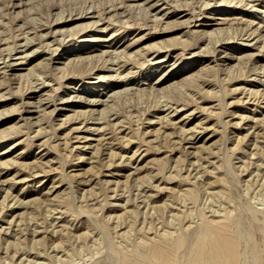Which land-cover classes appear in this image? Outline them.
I'll return each mask as SVG.
<instances>
[{"label":"rangeland","instance_id":"rangeland-1","mask_svg":"<svg viewBox=\"0 0 264 264\" xmlns=\"http://www.w3.org/2000/svg\"><path fill=\"white\" fill-rule=\"evenodd\" d=\"M205 222L264 264V0H0V264H190Z\"/></svg>","mask_w":264,"mask_h":264},{"label":"bare ground","instance_id":"bare-ground-1","mask_svg":"<svg viewBox=\"0 0 264 264\" xmlns=\"http://www.w3.org/2000/svg\"><path fill=\"white\" fill-rule=\"evenodd\" d=\"M241 2V1H240ZM138 3V2H137ZM158 3V2H157ZM253 5V4H252ZM139 6V4H138ZM152 6V5H151ZM93 8V7H92ZM84 12V11H83ZM146 13V12H145ZM88 15V14H87ZM96 21V20H95ZM99 21V20H98ZM90 22V21H89ZM97 22V21H96ZM87 25V24H86ZM256 28V27H255ZM48 32V31H47ZM221 40V39H220ZM21 41V40H20ZM219 41V40H218ZM226 41V40H225ZM24 44V43H23ZM51 48V47H50ZM216 49V48H215ZM10 56V55H9ZM158 59V58H157ZM160 59V58H159ZM61 61V60H60ZM8 62V61H7ZM105 66V65H104ZM257 68V67H256ZM262 69V68H261ZM255 70V69H254ZM260 70V69H259ZM263 70V69H262ZM261 70V71H262ZM263 77V76H262ZM261 77V78H262ZM257 80V79H256ZM260 81V80H259ZM41 83V82H40ZM42 84V83H41ZM37 86V85H36ZM117 90V89H116ZM258 91V90H257ZM110 93V92H109ZM112 93V92H111ZM256 93V92H255ZM108 94V93H107ZM251 95V94H250ZM249 95V96H250ZM116 96V95H115ZM252 97V96H251ZM112 98V97H111ZM106 99V98H105ZM113 99V98H112ZM249 100V99H248ZM261 100V99H260ZM50 101V100H48ZM92 101V100H91ZM32 103V102H31ZM46 103V102H45ZM171 105V104H170ZM161 106V105H160ZM48 107V106H47ZM162 107V106H161ZM42 109V108H41ZM174 109V108H173ZM112 115V114H111ZM253 117V116H252ZM41 120V119H40ZM94 120V119H93ZM98 120V119H97ZM254 120V119H253ZM39 123V122H38ZM253 126V125H252ZM40 127V126H39ZM100 128V127H99ZM263 128V127H262ZM39 129V128H38ZM97 130V129H96ZM255 136V135H254ZM102 137V136H101ZM189 140V139H188ZM255 141V140H254ZM106 142V141H105ZM193 143V142H192ZM107 144V143H106ZM109 145V144H107ZM177 146V145H176ZM179 148V147H178ZM185 148V147H184ZM105 152V151H104ZM107 152V151H106ZM191 153V151H190ZM199 164V163H198ZM250 166V165H249ZM256 166V164H255ZM183 167V166H182ZM257 167V166H256ZM260 167V166H259ZM171 168V166H170ZM250 168V167H249ZM252 169V168H251ZM256 169V168H255ZM40 171V170H39ZM134 171V170H133ZM203 171V170H202ZM254 171V170H253ZM252 171V172H253ZM260 171V170H259ZM249 172V171H248ZM30 173V172H29ZM32 173V172H31ZM35 173V172H34ZM65 173V172H64ZM251 173V172H250ZM197 174V173H196ZM262 175V174H261ZM66 179V178H65ZM86 182V181H85ZM143 183V182H142ZM201 184V183H200ZM54 185V184H53ZM145 185V184H144ZM143 186V185H142ZM2 188V187H1ZM114 188V187H113ZM51 189V188H50ZM46 193V192H45ZM122 195V194H121ZM145 197V196H144ZM146 199V198H145ZM146 201H148L146 199ZM133 204V203H132ZM135 205V204H134ZM173 205V204H172ZM145 209V208H144ZM7 212V211H6ZM142 212V209H141ZM14 215V214H13ZM63 215V214H62ZM168 215V214H167ZM61 216V215H60ZM171 217V216H170ZM216 220V219H215ZM16 223V222H15ZM20 224V223H19ZM230 224V223H228ZM232 224V223H231ZM234 224V222H233ZM14 228V227H13ZM235 230V228L233 227ZM30 230V228H29ZM31 231V230H30ZM229 225H215L205 222L201 227V233L190 253V264H238L235 250V239L231 234ZM35 232V231H34ZM12 233V232H11ZM15 233V232H14ZM28 233V232H27ZM7 234V233H6ZM15 236V235H13ZM54 236V235H53ZM27 238V237H26ZM183 238L173 242L160 240L153 243L145 252L143 262H155L157 264H171L173 247L181 245ZM263 243V242H262ZM237 248V247H236ZM62 250V249H61ZM39 251V250H38ZM143 253V252H142ZM53 255V254H52ZM55 256V255H54ZM259 260V259H258ZM134 264V263H123ZM240 264V263H239Z\"/></svg>","mask_w":264,"mask_h":264}]
</instances>
